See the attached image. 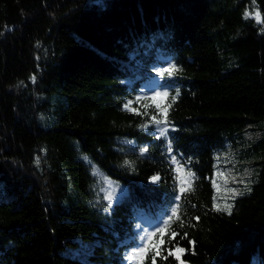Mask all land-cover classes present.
<instances>
[{"label": "trees", "instance_id": "1", "mask_svg": "<svg viewBox=\"0 0 264 264\" xmlns=\"http://www.w3.org/2000/svg\"><path fill=\"white\" fill-rule=\"evenodd\" d=\"M257 125L217 211L214 154ZM153 261L264 264V0H0V264Z\"/></svg>", "mask_w": 264, "mask_h": 264}, {"label": "rangeland", "instance_id": "2", "mask_svg": "<svg viewBox=\"0 0 264 264\" xmlns=\"http://www.w3.org/2000/svg\"><path fill=\"white\" fill-rule=\"evenodd\" d=\"M161 96L157 97L158 103H164L166 97L164 91L160 90ZM159 131L165 129L163 125L157 126ZM263 135L261 125H257L255 130L247 131L237 139L236 145L226 143L225 148L216 151L214 154V169L211 178L213 186L214 204L216 210L218 206L231 205L238 197L250 192L251 186L256 180L261 164H258L262 156L258 152H253L252 147ZM181 179L185 183L188 180L183 170H180ZM101 192L107 197L111 196V206L119 203L127 194L126 188L118 185L113 180L104 176H99ZM227 213L226 211H220ZM155 227L149 226V236L145 235V240L150 239Z\"/></svg>", "mask_w": 264, "mask_h": 264}, {"label": "snow or ice", "instance_id": "3", "mask_svg": "<svg viewBox=\"0 0 264 264\" xmlns=\"http://www.w3.org/2000/svg\"><path fill=\"white\" fill-rule=\"evenodd\" d=\"M98 3H99V0H98ZM249 15H250V14H249ZM255 16H256V19L259 21V20H260V14H259V12H256ZM165 71H168V70L165 69ZM161 74H163V73H161ZM33 79H35V78H33ZM167 95H168V93H163V96H164V97H167ZM177 95H179L178 92H177ZM160 96H161V93H156L155 96L152 97V99L155 100L156 97H160ZM137 99H140V98L138 97ZM129 103H130V102H129ZM159 107H160V106L157 105V108H159ZM161 114H163V113H161ZM153 121H154V123H155L156 125H162V124H166V123H167V120H166V119H164V120L156 119L155 116H153ZM145 127H147V125H145ZM160 134L163 136V135L165 134V129H161V130H160ZM145 151H146V150H145ZM85 159H87V157H85ZM173 160H174V162H175V158H173ZM128 164H129V162L126 161V162H125V165H128ZM152 179H153V181H157V180H159L160 178H159L158 176H153ZM107 199H108L109 203L112 202V198H111V196L107 197ZM216 210H217V211H226V212H228V214H231V205H224V206H222V207H221V206H218ZM104 211H105V212H110V209H109V208H105ZM173 215H175V213H173ZM163 233H164V230L162 229V230H161V234L163 235ZM152 235L154 236L155 233H153ZM140 239H141V241H143L144 238L141 237ZM161 242H162V241H161ZM139 247H140V249H141L140 254L143 255V254L147 251V249H146L145 247H143L142 244L139 245ZM183 251H184V249H182V248H176V253L183 252ZM156 254H157V255L160 254L158 250H157V253H156ZM169 255H175V253H173V252H169ZM175 258H176V260H180V256H179V255H176ZM153 264H155L154 261H153ZM181 264H183L182 261H181Z\"/></svg>", "mask_w": 264, "mask_h": 264}]
</instances>
